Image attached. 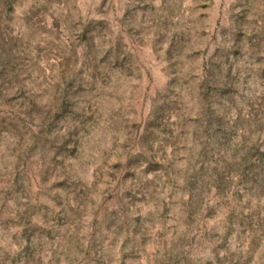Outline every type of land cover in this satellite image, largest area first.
Masks as SVG:
<instances>
[{
    "label": "rangeland",
    "instance_id": "obj_1",
    "mask_svg": "<svg viewBox=\"0 0 264 264\" xmlns=\"http://www.w3.org/2000/svg\"><path fill=\"white\" fill-rule=\"evenodd\" d=\"M0 264H264V0H0Z\"/></svg>",
    "mask_w": 264,
    "mask_h": 264
}]
</instances>
